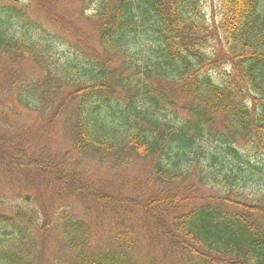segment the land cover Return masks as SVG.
Instances as JSON below:
<instances>
[{
	"label": "trees",
	"instance_id": "trees-1",
	"mask_svg": "<svg viewBox=\"0 0 264 264\" xmlns=\"http://www.w3.org/2000/svg\"><path fill=\"white\" fill-rule=\"evenodd\" d=\"M212 9L0 0V185L45 189L35 205L28 193L0 201L13 210L0 211V264H142L125 232L95 252L69 197L131 216L158 264H264V181L246 185L264 173L240 153L264 159V0ZM47 26L69 36L68 51ZM106 163L142 173L114 192L78 172ZM203 187L213 200L196 203Z\"/></svg>",
	"mask_w": 264,
	"mask_h": 264
},
{
	"label": "rangeland",
	"instance_id": "rangeland-1",
	"mask_svg": "<svg viewBox=\"0 0 264 264\" xmlns=\"http://www.w3.org/2000/svg\"><path fill=\"white\" fill-rule=\"evenodd\" d=\"M203 5L205 6V13L208 14L209 10L213 7L215 8L216 12L218 11L216 6L217 2L216 0H203ZM48 29H50L54 34L60 37V40L58 42H61L65 44V46H68V41H70L69 36H67L65 33H63L60 29L54 27V26H47ZM95 41V40H94ZM60 44V43H59ZM64 48V47H63ZM66 51L68 49L64 48ZM30 66H28L27 70H30ZM35 72H38L37 69H33L32 71H26V76L28 75H34ZM24 75V77H25ZM57 143H60V141H57ZM214 148L217 149V151L222 152L221 147L214 144ZM66 150V148L64 149ZM244 161H242V166L247 170L255 171V172H261L260 174L264 173V162L260 158H257L256 155L251 154H243ZM248 161L250 163H248ZM72 164V162H71ZM255 165L260 168L261 170L256 169ZM263 171V172H262ZM78 172H82L84 175L89 177L91 180H93L97 187L103 188L105 185L110 184L106 190L108 191H117V184L124 178L128 179V185L132 186L136 184L139 180L140 173H142L141 164L138 163L134 165L132 168H128L126 170H121L119 172L112 171L111 168H109V165L106 164H92V165H81L78 167ZM250 179L247 180L246 185L253 190L258 189L262 184L264 179H262L261 175H249ZM194 182V180L192 181ZM127 187V186H126ZM128 189V188H127ZM40 192H45V189L43 187H40L38 192L29 191L26 190L23 186V184L20 181H7L5 185H0V201L5 200L11 203H22L24 201L23 196L25 193H28L32 195L33 201L32 204L35 205L37 203L36 197ZM211 194V191L208 189H202L200 194V201H212L213 199L209 197ZM45 196V194H43ZM68 204L72 206L71 211L76 213L77 216L82 219L83 221L89 223L91 227L94 228L96 231V238L92 244V249H95V252L98 251L99 244L106 243L109 241L110 238H112L114 235H116L119 232H131L134 230L133 227L130 225L131 217L127 216L126 218H123L116 212H113L109 209L107 210H100L96 206L88 203V202H81L77 200L76 198L69 197L67 198ZM0 211H7L9 214L12 213V209H9L7 206H1L0 205ZM57 235L59 238H61V235L59 232H57ZM57 235H55L54 238L57 239ZM138 234H135L133 237H137ZM137 238H139V241L136 243V245L139 248H142V236L139 235ZM59 241V240H58ZM138 252H133L134 256H138ZM160 254V253H159ZM177 263H179V259L177 260Z\"/></svg>",
	"mask_w": 264,
	"mask_h": 264
}]
</instances>
